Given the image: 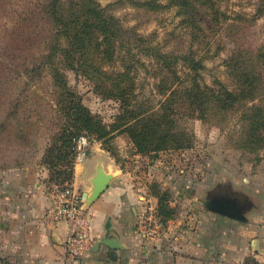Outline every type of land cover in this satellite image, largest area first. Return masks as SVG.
Listing matches in <instances>:
<instances>
[{"label":"rangeland","instance_id":"1","mask_svg":"<svg viewBox=\"0 0 264 264\" xmlns=\"http://www.w3.org/2000/svg\"><path fill=\"white\" fill-rule=\"evenodd\" d=\"M218 1L226 20L222 15L214 23L206 15V20L192 24L180 0H91V4L115 17L124 31L119 43H128L131 51L125 59L138 62L137 70L131 73L137 99L146 103L147 108L156 109L168 96L180 99L176 104L180 108V123L191 141L181 149L141 153L122 133L110 141L114 152L111 157L132 173L136 187L148 196L146 203L154 204L161 197L175 209L165 227L172 222L195 226L191 214L196 207L207 211L209 207L201 200L212 201V191L219 190L240 197L247 205V211L242 212L246 219H233L248 223L252 235L261 234L264 140L248 143L245 133L255 127L252 116L257 120L264 118V107H258L262 101L250 100L253 94H247L234 107L222 112L211 110L205 119L203 112L191 105L190 96H174L168 91L166 73L159 67V57L166 56L170 61L177 58L174 67L184 76L190 70L183 57L192 55L202 61L200 73L205 85L217 88L222 83L233 88L237 79L228 62L237 50L243 48L254 54L264 51V0ZM46 2L0 0V171L43 166L42 158L51 137L61 128V117L54 107L57 93L53 75L48 69L40 75L32 70V64L40 59L37 51L46 49L54 34L53 23L43 13L35 14L42 12ZM61 39L65 42L64 35ZM20 53L30 55L31 61L24 63ZM60 71L84 105L105 124L113 123L122 113L120 101L99 93L95 82L86 75L68 67L66 62L60 64ZM98 143L103 142L94 137L89 140L88 152L92 146L100 148ZM255 261L254 264L264 262Z\"/></svg>","mask_w":264,"mask_h":264},{"label":"trees","instance_id":"2","mask_svg":"<svg viewBox=\"0 0 264 264\" xmlns=\"http://www.w3.org/2000/svg\"><path fill=\"white\" fill-rule=\"evenodd\" d=\"M46 1L42 5V12L35 14L43 13L53 23L54 34L45 45L46 49L37 51L40 52V59L32 64V70L38 75L45 69L52 73L57 93L54 107L62 121L61 128L51 137L42 158L43 166L49 170L48 185L58 183L69 186L73 183L76 140L82 135L89 140L94 137L102 141V146L105 145L103 148L112 155L114 152L109 145L110 141L122 133L129 136L141 153L188 147L191 144L190 137L181 126L180 108L176 107L180 99L172 100L168 96L157 109L147 108L146 103L137 99L131 73L137 70L138 62L125 59L127 55H131V51L128 43H119L124 33L119 21L91 4V0ZM180 3L190 15L192 24L206 20V15L214 23L221 20L222 15L223 20L227 18L226 13L220 10L218 0H180ZM63 35L65 42L61 39ZM20 56H24V63L32 58L27 53H20ZM165 57H159V67L166 73L164 82L168 91L174 96H190L191 105L203 112V118L208 119L207 115L213 109L222 112L234 107L247 94H253L254 97L250 100L260 99L262 106L259 104L258 107L263 110L264 51L254 54L243 48L237 50L228 62L237 79L231 89L222 83L217 88L205 85L200 73L202 61L196 60L192 55L183 57L184 64L190 70L184 76L174 67L178 62L177 58L170 61L171 58ZM65 62L68 67L93 80L97 91L106 98L120 101L122 113L115 117L113 123L105 124L98 114L84 105L82 97L68 86L60 71V64ZM186 77L188 78L185 79ZM182 89H185V94H182ZM252 118V125L255 127L245 133L248 143L264 140V118ZM157 214L165 226V222L174 216L175 209L165 199L158 197ZM255 262L253 257H249L243 264Z\"/></svg>","mask_w":264,"mask_h":264},{"label":"crops","instance_id":"3","mask_svg":"<svg viewBox=\"0 0 264 264\" xmlns=\"http://www.w3.org/2000/svg\"><path fill=\"white\" fill-rule=\"evenodd\" d=\"M98 145L75 165L73 180L83 194L91 192L99 165L113 175L87 208L93 244L84 264L146 259L152 264H243L249 257L264 261V233L252 235L248 223L200 207L190 216L195 226L172 222L156 238H145L137 222L148 196L136 187L132 173ZM48 177L49 170L40 165L1 169L0 264H67L65 241L70 227L48 213ZM152 205L157 210V199Z\"/></svg>","mask_w":264,"mask_h":264},{"label":"built area","instance_id":"4","mask_svg":"<svg viewBox=\"0 0 264 264\" xmlns=\"http://www.w3.org/2000/svg\"><path fill=\"white\" fill-rule=\"evenodd\" d=\"M88 147L87 136L82 135L76 140L75 165L87 157ZM47 194L50 202L48 211L50 216L55 220H64L69 223L70 230L65 241L66 263L84 264L93 244V236L87 210L83 209L82 193L74 187L73 183L69 186L50 183ZM149 202L147 201L139 214L137 229L145 238L154 239L164 228V225L156 208ZM129 264L152 263L146 259ZM260 264H264V262Z\"/></svg>","mask_w":264,"mask_h":264},{"label":"water","instance_id":"5","mask_svg":"<svg viewBox=\"0 0 264 264\" xmlns=\"http://www.w3.org/2000/svg\"><path fill=\"white\" fill-rule=\"evenodd\" d=\"M112 174L107 173L101 165L98 166V170L96 175L92 179V190L90 193L84 192L82 194V202H83V209L87 210L88 206L97 198L100 196V194L108 187L111 179H112ZM202 203L207 205L210 210L222 214V215H228L231 217H235L238 219H246V216L240 211V212H233L227 209H224L222 207L213 205L211 201L207 199L201 200ZM109 245L111 247H115L113 243L109 242Z\"/></svg>","mask_w":264,"mask_h":264},{"label":"flooded vegetation","instance_id":"6","mask_svg":"<svg viewBox=\"0 0 264 264\" xmlns=\"http://www.w3.org/2000/svg\"><path fill=\"white\" fill-rule=\"evenodd\" d=\"M222 191L216 190V191H212L211 195H210V199L212 200L211 202H213V205L222 207L224 209L233 211V212H243L245 213L247 211V205L242 203V201L240 200V197H233L232 194H227V193H221ZM240 209H239V208Z\"/></svg>","mask_w":264,"mask_h":264}]
</instances>
